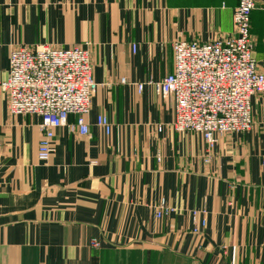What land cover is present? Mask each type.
Returning <instances> with one entry per match:
<instances>
[{
  "label": "crops",
  "instance_id": "obj_1",
  "mask_svg": "<svg viewBox=\"0 0 264 264\" xmlns=\"http://www.w3.org/2000/svg\"><path fill=\"white\" fill-rule=\"evenodd\" d=\"M238 2L0 0V82L13 48L79 45L99 83L90 134L57 128L46 161L42 118L11 114L0 88V264H264V94L252 130L217 135L208 152L200 134L173 131V97L146 83L173 72L176 40L234 34ZM251 33L264 71V0ZM162 198L176 210L158 218ZM193 210L206 212L199 232Z\"/></svg>",
  "mask_w": 264,
  "mask_h": 264
},
{
  "label": "built area",
  "instance_id": "obj_2",
  "mask_svg": "<svg viewBox=\"0 0 264 264\" xmlns=\"http://www.w3.org/2000/svg\"><path fill=\"white\" fill-rule=\"evenodd\" d=\"M257 3L258 0H239L233 12L235 32L228 37L205 43L176 40L173 72L161 80L146 82L160 96L173 97V131L200 134L207 142L208 152L214 149L217 135L248 132L254 126L251 100L255 94H264V71L259 70L253 55L251 33V14ZM146 83H138V90L142 91ZM98 86L90 51L79 45L13 48L9 75L0 82L11 114H36L42 118L38 149L42 161L55 151L57 128L90 134L87 118ZM71 114L77 116L75 124L69 123ZM96 123L105 133H111L112 123L107 115H98ZM206 161H210V156ZM175 210L162 198L156 216H169ZM205 213L191 212L194 232L206 226V218L202 217ZM92 243L99 245L96 240Z\"/></svg>",
  "mask_w": 264,
  "mask_h": 264
}]
</instances>
